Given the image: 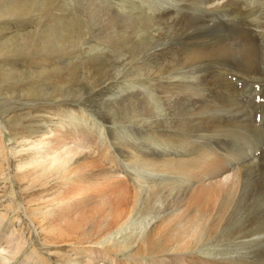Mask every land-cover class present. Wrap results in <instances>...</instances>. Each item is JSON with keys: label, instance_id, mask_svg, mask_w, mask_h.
<instances>
[{"label": "bare ground", "instance_id": "1", "mask_svg": "<svg viewBox=\"0 0 264 264\" xmlns=\"http://www.w3.org/2000/svg\"><path fill=\"white\" fill-rule=\"evenodd\" d=\"M27 1L0 0V21L21 15ZM50 1L30 2L46 8ZM93 2L100 4L99 20L93 18L97 13L88 3L83 13L85 21L92 27L98 21V41L109 47L110 53L116 51L111 68L117 67L118 76H125L126 82H134L140 88L134 92L133 86L108 100L109 111L113 113L123 105L126 108L149 103L150 94L156 92L167 105L166 108L153 105L154 128L152 122H145L140 133L111 129L110 147L122 160L124 173L139 176L140 171H145L151 186L145 188L132 176L133 183L142 187L136 188V192L122 190L135 199L130 211L126 213L123 209L129 203L127 197L116 199V205L102 206L101 213L109 208L119 218L125 214L127 217L117 224L115 239L102 240L100 244L108 251L114 249V255L124 256L128 250L131 258L139 259L153 256L154 260L191 247L206 254L209 264H216V259L227 260L228 264H261L259 260L264 258V0L254 1L262 15L252 21L250 0H128V6L116 0L115 3ZM238 12L241 17L235 15ZM44 37L38 43L33 42L37 39H29L24 45L26 35L17 34L7 40L0 36V57L30 58L31 52L25 51L35 55L47 54L52 48L60 50V39L52 35ZM173 48L177 50L172 52ZM0 71L10 76L11 71L1 66ZM90 88L88 92L92 93L94 87ZM35 89L39 91L37 96L45 95L42 89ZM110 112L101 114L118 127L116 121H111ZM132 133L134 141L128 143L126 138ZM141 138L147 141L139 145L136 141ZM45 155L54 160L52 164L58 163L52 169L58 173L72 161H63L55 150L49 149ZM229 163L240 178L235 194L232 185L204 184L205 180L221 174ZM38 167L44 170L41 178L50 177L52 172L48 167ZM64 174L59 175L66 177L69 173ZM98 174H94L96 178H100ZM194 183L197 185L192 190ZM79 191L75 193L80 195ZM156 200L157 209L153 208ZM216 204L218 209L210 218L207 212ZM160 207L164 209L162 214ZM253 211H260V216L251 217L246 225L240 223ZM137 221L136 229L126 235L132 227L129 224ZM155 222H160V227L153 226ZM74 227L84 228L77 224ZM63 233L64 230L60 235ZM49 234L52 243L57 244L58 234ZM118 235L124 236L125 245L117 241ZM18 252L20 248L12 257Z\"/></svg>", "mask_w": 264, "mask_h": 264}, {"label": "rangeland", "instance_id": "2", "mask_svg": "<svg viewBox=\"0 0 264 264\" xmlns=\"http://www.w3.org/2000/svg\"><path fill=\"white\" fill-rule=\"evenodd\" d=\"M30 1L48 4L49 0H29L21 15L1 20V38L7 40L17 34L26 35V45L31 41L29 39H37L33 42L38 43L46 38L44 36L52 35L60 39L62 47L60 50L52 48L47 53L49 55L43 52L34 55L27 50L25 52H31L30 58L0 57L2 69L12 72L7 76L0 71V264H133L131 261L151 264L154 260L152 264H209V257L197 248L188 247L187 251L163 254L152 260L153 256L131 258L128 250L124 256L114 255V249L108 251L100 244L102 240H114L117 224H122L127 217L125 214L119 218L109 208L106 213H101L102 206L116 205V199L127 197L129 203L123 209L128 213L135 199L131 193L122 190L126 188L136 192L135 189L142 185L145 188L151 186L145 171H140L139 176L134 172V175L124 173L122 160L110 147L111 129L124 128L140 133L145 122H152L154 128L153 105L157 103L163 108L167 105L161 94L156 92L150 94L149 103L128 105L126 108L123 105L114 109L113 113L109 111L108 100L133 86L136 87L134 92L140 88L134 82H126L125 76H118L117 67L111 68L116 51L110 53L111 49L98 41V21L94 27L85 21L83 13L88 3L97 13L93 18L99 20L100 4L93 2L96 0L82 3L80 0H51L46 8L32 5ZM111 1L115 3V0ZM254 1L250 0L249 10H253L250 21L262 15L257 12L258 3L254 4ZM116 2L128 6V0ZM235 15L242 16L239 12ZM168 44L171 48L172 41ZM176 50L173 48L172 52ZM90 87H94L92 93L88 92ZM35 88L42 89L40 91L45 95L37 96L39 91ZM73 92L76 93L72 95ZM102 111L110 112L111 121H116L118 127L107 122V116L102 115ZM134 135L132 133L126 141L132 143ZM146 141L141 138L136 142L141 145ZM49 149L61 155L63 161L72 159L60 169L61 173L52 171L58 163L52 164L54 160L44 156ZM76 159L79 161L76 162ZM40 165L52 172L46 180L40 176L44 171L39 169ZM229 166L221 174L205 180L204 184L218 187L232 185L235 194L240 178L236 168L231 163ZM65 171L69 173L67 176ZM63 172L66 177H60ZM96 173H100V178L95 177ZM132 176H136L135 179L142 185L133 183ZM196 185L194 183L191 189L194 190ZM79 189L80 195L75 193ZM158 206L156 200L153 208ZM212 207H209L212 211L209 209L207 212L210 218L218 209L217 204ZM253 216H260V211L247 214L240 223L246 225ZM76 224L84 228L77 230L74 227ZM136 224L138 221L129 224L132 227L126 235L136 229ZM160 224L155 222L152 225L158 227ZM60 230H64V237L60 235ZM49 232L58 234L57 244L52 243ZM123 237L118 235L116 238L125 245ZM17 248L20 252L12 257ZM242 255L246 256L244 252ZM216 261V264H228L227 260ZM259 262L264 264V258H260Z\"/></svg>", "mask_w": 264, "mask_h": 264}]
</instances>
